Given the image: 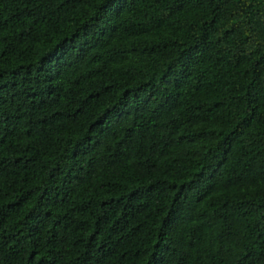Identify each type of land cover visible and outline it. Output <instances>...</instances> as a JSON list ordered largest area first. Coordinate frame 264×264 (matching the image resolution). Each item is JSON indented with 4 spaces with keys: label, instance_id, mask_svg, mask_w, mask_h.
I'll return each instance as SVG.
<instances>
[{
    "label": "trees",
    "instance_id": "trees-1",
    "mask_svg": "<svg viewBox=\"0 0 264 264\" xmlns=\"http://www.w3.org/2000/svg\"><path fill=\"white\" fill-rule=\"evenodd\" d=\"M0 264H264V0H0Z\"/></svg>",
    "mask_w": 264,
    "mask_h": 264
}]
</instances>
